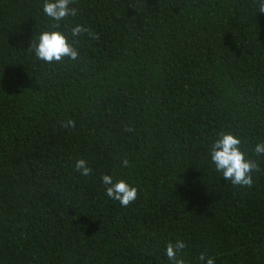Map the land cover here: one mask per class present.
I'll return each mask as SVG.
<instances>
[{
	"label": "trees",
	"instance_id": "16d2710c",
	"mask_svg": "<svg viewBox=\"0 0 264 264\" xmlns=\"http://www.w3.org/2000/svg\"><path fill=\"white\" fill-rule=\"evenodd\" d=\"M44 3L0 0V264H172L178 240L185 264H264L259 0H72L59 29ZM45 30L78 58L38 60ZM220 133L259 164L251 188L215 170ZM103 175L137 199L109 198Z\"/></svg>",
	"mask_w": 264,
	"mask_h": 264
},
{
	"label": "clouds",
	"instance_id": "9594fccd",
	"mask_svg": "<svg viewBox=\"0 0 264 264\" xmlns=\"http://www.w3.org/2000/svg\"><path fill=\"white\" fill-rule=\"evenodd\" d=\"M72 0H45L43 5L44 13L57 23L52 27L59 29V21L68 16H76L77 9L69 7ZM258 12L264 13V0H259ZM87 32L92 38L98 39L89 29L76 25L71 32L72 37ZM74 43L58 30H45L38 36V41H31L30 49L35 53L38 60L46 63L62 62L65 57L76 60L78 51ZM64 127H75V122L67 121ZM131 130V129H129ZM241 140L231 133H220L219 139L215 140L210 148L211 161L215 165V170L222 173L225 181H230L234 186L251 188L253 185V172H258L259 164L257 161L247 158L245 152L240 148ZM257 155H264V143H258L253 150ZM124 167L129 165L127 159L122 161ZM75 168L80 171L81 175L88 176L92 169L86 166L83 159L77 160ZM102 182L106 186V194L112 200L118 201L121 206L127 207L138 197V189L129 185L125 180H113L110 175H103ZM186 247L182 240L174 244L169 242L166 246V255L172 264H185V260L178 254ZM199 260L202 264H215V258L206 257L201 253Z\"/></svg>",
	"mask_w": 264,
	"mask_h": 264
}]
</instances>
